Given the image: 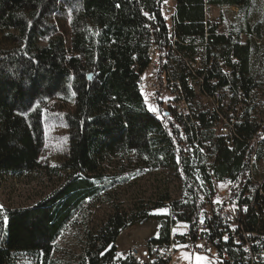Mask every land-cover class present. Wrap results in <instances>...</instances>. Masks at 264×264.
<instances>
[{
    "label": "trees",
    "instance_id": "16d2710c",
    "mask_svg": "<svg viewBox=\"0 0 264 264\" xmlns=\"http://www.w3.org/2000/svg\"><path fill=\"white\" fill-rule=\"evenodd\" d=\"M162 1L0 0V172L35 171L46 129L59 124L66 133L57 167L63 178L59 186L29 207L0 211V264H59L53 257L57 239L82 201L97 192L89 178L101 174L99 160L128 153L155 167L169 163L177 172L186 187L183 199L170 201L178 221L194 222L203 207L209 213L215 181H227L239 203L249 202L255 192L242 224L264 230V173L255 171L260 184L247 173L252 156L264 163V123L251 105L258 86L251 63L258 47L253 37L264 34L258 25H247L225 37L216 33L217 24L205 28L203 23L205 2L235 6L247 15L253 0H176L169 19L160 9ZM239 33L248 38L240 42ZM152 45L158 48L160 65L168 59L173 66L171 76L188 102L198 90L188 86L193 76L184 59L194 62L196 57L202 62L196 74L206 73L205 91L217 88L233 99L243 94L231 147L215 134L216 114L209 106L204 111L191 106L193 121L181 133L172 111L159 109L154 117L146 107L137 79L149 66ZM221 65L230 67V74ZM211 78L217 80L215 86L207 82ZM165 199L170 200L159 198ZM160 204L115 208L94 222L83 218L77 264H139L130 255L115 259L116 238L123 228L148 220L149 209ZM207 220L217 235L220 221ZM169 225L164 222L149 240L151 247L168 243ZM219 247L239 256L230 242Z\"/></svg>",
    "mask_w": 264,
    "mask_h": 264
},
{
    "label": "rangeland",
    "instance_id": "374dc122",
    "mask_svg": "<svg viewBox=\"0 0 264 264\" xmlns=\"http://www.w3.org/2000/svg\"><path fill=\"white\" fill-rule=\"evenodd\" d=\"M235 8L234 6L223 8L222 21L218 25L219 31H245L247 25L250 27L258 25L264 34V0H253L247 15L240 14L238 8ZM164 15L169 19L168 14L164 13ZM243 34L244 40L248 38V35ZM253 39L256 40L258 47L255 49L251 63L258 86L252 93L251 105L253 114L264 123V37H253ZM158 65L160 66V61L156 56L144 72V85L159 82ZM142 94L146 100L155 95L154 91L144 90ZM190 103L195 111L208 109L206 100L198 93ZM158 106L157 100L150 105L151 109H157ZM65 147V131L59 124H53L49 130L46 129L45 145L35 171L23 174L0 172V205L3 206V210L29 207L59 186L60 179L63 178L59 177L60 171L57 167ZM99 166L101 174L89 178L93 183L91 189L97 192L82 201L80 207L74 211L72 220L57 239L58 248L53 257L59 264L78 263L81 254L83 218L94 222L115 208L130 211L140 205L145 208L161 203L160 206L149 209L148 220L127 226L120 231L115 241L117 248L115 259L124 258L130 255L131 247L150 246L149 240L158 236L164 222L170 223L169 213L172 210L170 201L183 199L186 195V187L182 179L169 163H159L155 167L151 163L135 159L132 153H128L120 157L109 156L99 160ZM52 169H56L58 174H55ZM214 187L219 188L224 185L216 182ZM164 195H167L170 200L160 201L159 198ZM175 225L179 223L176 222ZM174 246L180 247L178 243ZM196 255L178 249L172 262L173 264H198ZM198 255L208 258L207 262H199V264H217L214 255Z\"/></svg>",
    "mask_w": 264,
    "mask_h": 264
},
{
    "label": "built area",
    "instance_id": "2783aa9c",
    "mask_svg": "<svg viewBox=\"0 0 264 264\" xmlns=\"http://www.w3.org/2000/svg\"><path fill=\"white\" fill-rule=\"evenodd\" d=\"M231 6H217L210 5L205 2L204 4V18L203 23L207 28L209 23H215L219 25L222 21L221 12L223 8ZM235 8V6H234ZM160 9L168 14L170 17L175 13L176 0H164L160 4ZM237 9V7L235 8ZM217 34L229 35L228 31H219ZM208 36V32L205 31V37ZM240 42L244 41V34L239 33ZM175 42L177 39L172 38L171 47L175 50ZM158 48L156 45H152L147 50V56L150 59V63L156 58ZM158 59V57H157ZM184 64L189 68L193 77H189L187 83L188 86L196 87L198 95L202 96L209 108L216 114V122L214 126L215 134L224 138V143L231 147L234 139V122L235 113L242 109L244 97L241 92L236 94V98L233 99L228 93L227 96H222L219 89L215 88L211 93H208L203 89V83L205 82L206 73L197 75L196 71L202 69V62L199 57H196L194 62L184 59ZM208 67H212V61L207 64ZM171 63L168 59L165 61V65L159 66L160 80L156 83L149 85L143 84V74L137 79V85L140 91H154L155 95H152L150 99L144 98L146 107L150 110V105L157 100L159 105L153 112V116L159 115V109L161 111H172L178 116V120L175 125L178 127L180 133L185 132L186 127L190 125V121H193L191 115V103L187 101L184 95V91L178 80H174L171 76ZM221 71L225 74H230L231 69L228 66L221 65ZM208 83L215 86L217 80L211 78L207 80ZM166 94V95H165ZM179 138L181 135L178 136ZM250 142L257 147V139L253 137ZM200 152H204L203 148H199ZM259 174L264 173V163H257L254 156L251 157L249 162L248 176L255 180L258 184L261 183L262 178L256 176V172ZM216 182L220 181H215ZM224 187L216 188L211 196V210L208 213L206 207H203L197 213L194 222L178 221L176 211L171 210L169 213V236L168 243L166 245H154L153 247L148 245L134 246L130 248V256L139 264H173V256L178 249H182L189 254H207L214 255L217 264H264V230L251 231L245 229L242 224L243 217L249 209L254 205V197L249 202L239 203L232 195L230 189V183L225 181L221 182ZM258 189V185H257ZM259 193L262 194L261 190ZM219 201V202H218ZM235 207V210L233 208ZM255 207V206H254ZM253 207V208H254ZM220 221L218 228V234L212 235L207 217H211ZM203 221V223H201ZM176 222L179 225H175ZM175 226V227H174ZM178 229L179 231H173ZM207 229V231H205ZM224 237H228L227 240ZM232 243L238 250L239 256H231L227 251H220V247L223 244ZM175 243H178L180 247L175 248ZM187 247H182V246ZM198 245H204L198 247Z\"/></svg>",
    "mask_w": 264,
    "mask_h": 264
},
{
    "label": "snow or ice",
    "instance_id": "6c2138e0",
    "mask_svg": "<svg viewBox=\"0 0 264 264\" xmlns=\"http://www.w3.org/2000/svg\"><path fill=\"white\" fill-rule=\"evenodd\" d=\"M146 15H147V13H146ZM151 111H153V112H155V111H157L155 108H152V109H150ZM219 202V201H218ZM233 210H235V207L233 208ZM0 211H3V206L2 205H0ZM5 219H6V217H5ZM201 223H203V221H201ZM205 231H207V229H205ZM224 239L225 240H227L228 239V237H224ZM204 245H198V247H203ZM182 247H187L186 245L185 246H182ZM188 258H190V257H188ZM195 259H196V261L198 262V264H199V262H207V260H208V258L207 257H205V256H200V255H196L195 256Z\"/></svg>",
    "mask_w": 264,
    "mask_h": 264
},
{
    "label": "water",
    "instance_id": "95a60500",
    "mask_svg": "<svg viewBox=\"0 0 264 264\" xmlns=\"http://www.w3.org/2000/svg\"><path fill=\"white\" fill-rule=\"evenodd\" d=\"M88 79H90V75L88 76Z\"/></svg>",
    "mask_w": 264,
    "mask_h": 264
}]
</instances>
